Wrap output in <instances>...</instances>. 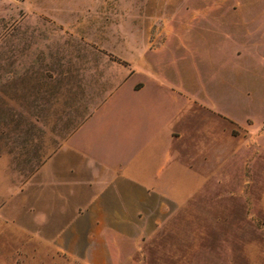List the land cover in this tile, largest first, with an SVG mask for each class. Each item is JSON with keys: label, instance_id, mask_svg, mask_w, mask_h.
<instances>
[{"label": "rangeland", "instance_id": "obj_1", "mask_svg": "<svg viewBox=\"0 0 264 264\" xmlns=\"http://www.w3.org/2000/svg\"><path fill=\"white\" fill-rule=\"evenodd\" d=\"M0 264H264V0H0Z\"/></svg>", "mask_w": 264, "mask_h": 264}]
</instances>
